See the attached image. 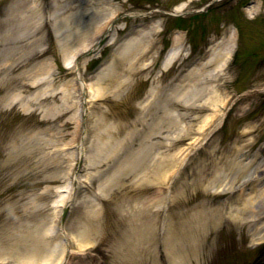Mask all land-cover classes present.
Instances as JSON below:
<instances>
[{
  "label": "rangeland",
  "instance_id": "374dc122",
  "mask_svg": "<svg viewBox=\"0 0 264 264\" xmlns=\"http://www.w3.org/2000/svg\"><path fill=\"white\" fill-rule=\"evenodd\" d=\"M263 173L264 0H0V264H59L74 178L68 264H264Z\"/></svg>",
  "mask_w": 264,
  "mask_h": 264
},
{
  "label": "bare ground",
  "instance_id": "6f19581e",
  "mask_svg": "<svg viewBox=\"0 0 264 264\" xmlns=\"http://www.w3.org/2000/svg\"><path fill=\"white\" fill-rule=\"evenodd\" d=\"M181 9H183V5L178 6L176 9H174L175 11L179 12ZM98 26H96L97 28ZM91 26V29H87L85 30V32H83L81 34V36H77V39L75 40L76 42L80 43L82 42L83 38H91L93 35H96L99 33V31L97 32V29ZM156 28V27H155ZM159 28V26H158ZM157 29V28H156ZM85 33V35H84ZM95 33V34H94ZM88 34V35H87ZM90 34V35H89ZM150 35V34H148ZM87 38V39H88ZM142 40V38H140ZM234 36H229L222 45H216V47H214L212 49V52L210 53L209 57L207 58V60L205 61L204 65H211L214 64V68L208 72V75L213 76V74L216 76H219L222 74V72L225 70L226 68V62L227 60L231 57V55L233 54V48H234ZM67 44V42H66ZM134 49L133 48H129L126 50V52H124L123 54L128 56L130 55V53H134L133 56H130L129 59V64H134L133 60L134 59H138L139 56H141L142 52L140 50H137L135 52H131L136 50L137 46L140 47V41L138 40L135 44H134ZM127 53V51H129ZM69 57L67 58L69 60V65L68 67H70V62L71 60L74 61L76 54H69ZM178 56V51L176 50H170L163 61V67L164 69H166L172 62L174 59H176V57ZM71 59V60H70ZM203 65V66H204ZM93 90H92V95H93ZM264 175V173H263ZM262 175V176H263ZM203 186V185H202ZM261 192L258 193V198H262L264 197V183L261 185ZM254 198V197H253ZM251 196L247 199H245L243 201V203L241 204L240 207H236L233 205L229 206V213L226 215V217L223 216V211L217 207L214 206H209L208 204L203 203L201 206V209L204 211H201V222L204 224V232H208V229H215L219 223L222 221L223 218H232L233 220H239L240 222L244 221L246 218L242 217L241 214L244 213V211L246 210V206L247 208H250V206H252L253 202L255 199H253ZM240 200V199H239ZM82 233V232H81ZM84 233V232H83ZM79 236H81L80 234H78ZM258 240H261L260 238H258ZM83 245V244H81ZM179 249V247H178ZM65 252L63 253V256L65 257ZM63 261V258L60 260L59 264H61Z\"/></svg>",
  "mask_w": 264,
  "mask_h": 264
}]
</instances>
